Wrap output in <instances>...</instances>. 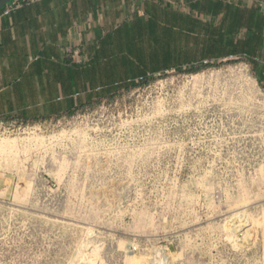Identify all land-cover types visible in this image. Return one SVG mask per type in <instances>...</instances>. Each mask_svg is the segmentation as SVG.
Segmentation results:
<instances>
[{
	"label": "rangeland",
	"instance_id": "1",
	"mask_svg": "<svg viewBox=\"0 0 264 264\" xmlns=\"http://www.w3.org/2000/svg\"><path fill=\"white\" fill-rule=\"evenodd\" d=\"M232 221L255 240L238 245ZM162 254L264 264V90L246 59L158 74L69 116L0 120V264Z\"/></svg>",
	"mask_w": 264,
	"mask_h": 264
},
{
	"label": "crops",
	"instance_id": "2",
	"mask_svg": "<svg viewBox=\"0 0 264 264\" xmlns=\"http://www.w3.org/2000/svg\"><path fill=\"white\" fill-rule=\"evenodd\" d=\"M264 0H35L0 10V120L74 114L142 79L247 59L264 90ZM80 51L81 58L74 59Z\"/></svg>",
	"mask_w": 264,
	"mask_h": 264
},
{
	"label": "bare ground",
	"instance_id": "3",
	"mask_svg": "<svg viewBox=\"0 0 264 264\" xmlns=\"http://www.w3.org/2000/svg\"><path fill=\"white\" fill-rule=\"evenodd\" d=\"M230 228L233 232V234L235 236L239 235V234H244L245 238L244 240H239L240 242L238 243V245L240 246H246L249 245L250 243H252L255 239H253L254 235L252 233V228L249 229L247 227H245V225H243V223L238 222V221H232V223L230 224ZM132 253V252H131ZM161 256H163L162 261L165 262V264H169L168 259L164 256V254H162ZM160 256V258H161ZM160 264V263H159Z\"/></svg>",
	"mask_w": 264,
	"mask_h": 264
},
{
	"label": "built area",
	"instance_id": "4",
	"mask_svg": "<svg viewBox=\"0 0 264 264\" xmlns=\"http://www.w3.org/2000/svg\"><path fill=\"white\" fill-rule=\"evenodd\" d=\"M33 1H35V0H23V2H19V3H15V4H13L12 7H19V6H22V5H24V4L31 3V2H33ZM260 4L264 5V2H260ZM80 56H81V52H80V51H75V52H74V59H75V60H76V59L79 60V58H81ZM246 60H247V59H246ZM210 65H211V64H210L209 62H205L202 66H198V67H196V68H194V69H199V68H203V67L210 66ZM192 69H193V68H192ZM186 70H188V69H186ZM175 72H177V71H168V72H165L164 74H171V73H175ZM143 80H144V79H142L141 82H142ZM141 82H140V83H141Z\"/></svg>",
	"mask_w": 264,
	"mask_h": 264
},
{
	"label": "water",
	"instance_id": "5",
	"mask_svg": "<svg viewBox=\"0 0 264 264\" xmlns=\"http://www.w3.org/2000/svg\"><path fill=\"white\" fill-rule=\"evenodd\" d=\"M15 0H0V10L8 7L12 4Z\"/></svg>",
	"mask_w": 264,
	"mask_h": 264
},
{
	"label": "trees",
	"instance_id": "6",
	"mask_svg": "<svg viewBox=\"0 0 264 264\" xmlns=\"http://www.w3.org/2000/svg\"><path fill=\"white\" fill-rule=\"evenodd\" d=\"M19 2H23V0H15L12 4H10V5H13V4H15V3H19ZM139 84H141V83H139ZM139 84H137V85H135V86H138Z\"/></svg>",
	"mask_w": 264,
	"mask_h": 264
}]
</instances>
